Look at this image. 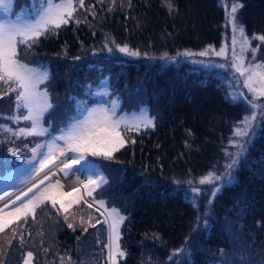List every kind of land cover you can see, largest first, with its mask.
<instances>
[{
	"label": "trees",
	"instance_id": "trees-1",
	"mask_svg": "<svg viewBox=\"0 0 264 264\" xmlns=\"http://www.w3.org/2000/svg\"><path fill=\"white\" fill-rule=\"evenodd\" d=\"M17 1L40 5V0ZM230 1L244 5L238 20L257 49L256 61L264 62V41L253 38L264 35V0ZM84 2L96 15L90 14L93 26L111 35L93 38L87 24L68 23L41 36L31 49L43 61L71 60L90 39L99 45L94 51L106 41L107 50L113 45L115 53L98 48L88 60H77V66L73 61L66 67L65 85L61 80L58 84L75 95L83 82L91 81L92 89L107 83L118 99L129 100L125 105L129 110L154 118L155 127L133 128L132 140L112 159L98 158L108 180L88 196L95 204L105 201L125 217L120 229L125 256L117 257L118 264H264V119L247 157L211 197L219 180L203 185L199 181L209 172L221 176L227 169L234 142L241 141L235 132L249 114L247 103L242 97L232 99L241 92L229 70L167 62L171 55L205 50L211 54L222 47L226 11L221 0H171V10L168 0H111L108 10L105 0ZM125 45L140 55L119 51ZM65 66L59 64V69ZM15 105V93L0 83V152L7 151L14 138L24 137L13 134L18 132L12 119L16 113L10 108ZM24 111L20 109L19 116ZM31 147V143L24 146L25 155L18 160L27 159ZM13 157L7 159L10 167ZM52 212L49 219L57 233L53 246L42 242L35 229L48 219L36 210L35 219L29 216L27 223L21 219L0 233V264H23L29 251L35 257L33 264H46L44 256L57 257L64 242H71L82 264H109L107 244L102 250L92 230L70 231L66 220ZM94 212L104 218L99 210Z\"/></svg>",
	"mask_w": 264,
	"mask_h": 264
},
{
	"label": "snow or ice",
	"instance_id": "snow-or-ice-1",
	"mask_svg": "<svg viewBox=\"0 0 264 264\" xmlns=\"http://www.w3.org/2000/svg\"><path fill=\"white\" fill-rule=\"evenodd\" d=\"M115 3V0H113ZM12 6V0H0V9L10 11ZM167 6L171 10L173 5L171 0H168ZM84 7V0H40V6L37 10V17L30 22H19L21 17H17L16 21L3 20L0 21V83L7 85L10 92L16 93V109H26L27 114L22 116H14L12 119L30 122V127L21 128L18 132H13L11 128L7 131L13 132L14 135L19 136H32V135H45L48 133V129L42 125L43 115L49 109L53 107L47 90H39V85L44 83L49 73L47 70H41L40 68L30 67L27 63H24L20 59V47L24 46L26 49H30L33 45L39 42L41 36H46L49 33H54L57 29L61 28L62 25H67L69 20L74 18V13ZM244 5L238 2H232L230 5V12L228 15V21L231 23L233 30V63L232 66L235 71L244 77L243 86L252 94V98L249 99L247 96H233L232 99L243 98L249 103L253 109H264V104H257L258 100L264 98V63L260 64H248L244 62V52L250 47L249 40L245 35V28L239 23L237 18V12ZM79 23V20L75 21ZM239 33L241 37L240 55L237 56L235 52V45L237 43L235 33ZM260 41H264V35L253 37ZM211 47V46H210ZM111 51V49H109ZM119 51L127 53L129 56H139L140 52L129 49L126 45L120 47ZM214 51V50H213ZM253 53L257 49L251 50ZM217 56L225 55V49L222 48L219 52L215 53ZM185 55L192 56L197 55L196 53L186 52ZM200 56L208 55V50L198 53ZM254 59V57H253ZM223 67V65H221ZM107 95V93H104ZM118 101H112V107H105L100 105L94 107L87 112L82 119L75 120L74 123L70 124L67 129L61 130L59 136H53L51 141L47 144H37L31 149L33 157L41 155V150L47 148V153H43V159L39 162V171L49 168L50 164H55V158L53 152L60 148L57 141H63L64 147L67 152L77 153L79 155L75 157H68L65 151H60V156L64 157L61 160L64 169H72L74 165L78 164L80 160L85 158V154H91L92 156H102L107 159H112L114 153L118 152L125 146L127 141L124 135L121 133V127L125 130L131 131L133 128L139 131L141 127L149 128L155 127L154 118L149 117L147 114H142L133 117L131 121L127 120L126 117L117 116L116 110ZM256 120L255 112L246 116L241 124L244 127H237L235 135L241 137H247L252 130L254 121ZM135 143V141H131ZM238 151L232 155L231 162L227 164L225 176L231 178V170L234 166L238 165L240 158L247 151L246 141H235L234 142ZM13 155L17 152L13 151ZM32 161H30L31 163ZM59 167V165H57ZM50 170V169H49ZM54 174V173H53ZM68 175V172L64 173ZM48 179L47 173L44 178L40 180L39 184H34L28 188V191L23 193V197H28L29 193L32 196L27 199L26 202L22 201L21 196H17L16 200L11 201L13 205L16 201L20 200L22 203L13 208L11 211H5L9 207L8 203L5 202L3 207H0V233L5 232L6 228H10L14 223H18L21 219L27 223V217L31 216L35 219V213L37 208L42 207L47 202H51L53 208L57 204L64 212H68L69 208L79 203L82 199L79 193V189L73 188L70 192H64L60 190L63 186L60 181L57 180L54 185L41 189L40 185L44 184V180ZM223 177L216 175L215 172H209L206 176L202 177L199 181L200 184L213 183L217 180H222ZM107 180L101 174L98 180H94L91 177L87 178V182L83 184V187L87 189V195L92 196L93 191L102 184H106ZM36 189V191H34ZM220 189L216 188L212 192L214 197L216 192ZM194 193H199L200 189L193 188ZM71 198V199H68ZM2 199V197H0ZM67 200V203L65 201ZM99 208H103L104 211L101 215L105 216V223L109 229V244H108V259L111 264H118L117 257H124L125 252L120 246V225L123 224L125 217L120 214L119 209H109L105 201H96ZM92 207L91 204L88 205ZM91 217L89 218V221ZM83 223V221H82ZM100 223V221H97ZM207 224V221H205ZM72 227L71 224L68 225ZM95 226V225H91ZM87 231V229H84ZM21 243H23V236L20 237ZM183 251V249L179 250ZM33 253L27 252L23 264H31Z\"/></svg>",
	"mask_w": 264,
	"mask_h": 264
},
{
	"label": "rangeland",
	"instance_id": "rangeland-1",
	"mask_svg": "<svg viewBox=\"0 0 264 264\" xmlns=\"http://www.w3.org/2000/svg\"><path fill=\"white\" fill-rule=\"evenodd\" d=\"M107 2V6L105 9H110L111 5L113 3L111 0H105ZM56 2H59V0H56ZM225 11H226V21H225V40L223 42L222 47L215 51L214 53H208L210 55L206 56H200V55H183V54H177V55H171L168 56L169 61L167 62H177V63H191L195 64L198 66H203V67H221L223 65V69L229 70L237 83V86L243 94V96L249 97V99L252 98V94L243 86L244 84V77L240 76L239 73L235 71V68L232 66L233 63V44H232V38H233V30L231 23L228 21V15L230 12V5L231 1L230 0H221ZM40 5H36L35 3L31 2L29 4H21L17 0H12V6L10 11L0 9V21L3 20H12L16 21L17 17H21L19 22H30L36 19L37 17V10L39 9ZM85 5L84 2V7L79 8L75 13H74V18L69 20V23H74V24H80L84 23L87 24L89 30H91V33L88 35H93V38H97V35H111V32L106 30V29H101L98 30V27L93 26V19L91 18L90 14L95 18L96 15L94 11H90ZM240 9L237 12V18H238V13ZM79 20V23H76L75 21ZM239 21V20H238ZM240 23V21H239ZM64 26V25H62ZM57 31V30H56ZM55 31V32H56ZM54 32V33H55ZM236 35V40L237 43L235 45V52L236 55H240V46H241V37L239 36V33H235ZM249 40V39H248ZM106 42V41H105ZM103 42L102 45H100V51H107V53H115L114 46H111V51L107 50V45L106 43ZM114 44V43H113ZM250 44V43H249ZM99 46L97 43H94V40L90 39V42H87L82 46L81 49L78 50L79 56L75 57L76 54L74 55L73 59H61L59 60L58 58H51L47 60H40L38 59V56L34 51L30 49L24 48V46L20 47V59L24 62L27 63L30 67L34 68H40L41 70H47L49 73L48 79L39 85V90L44 91L45 89L48 92V95L50 97L51 103L53 107L49 109L47 112L44 113L43 115V120H42V125L44 128L48 129V133L41 136V135H32V136H24L21 140L13 139V145L8 146V150L0 152V197H3L6 193L16 191L21 189L22 187H26L33 179H35L39 174H41L44 171H47L48 169L52 170L51 173L47 174L48 179L44 180V184L40 185V188L43 189L50 184L54 185L57 180L60 181V184L63 186L60 190L64 192H70L72 191L73 188L79 189L80 196L82 199L79 201V203L73 204L68 212H64L63 209L60 208V205L57 204L55 208L51 205V202H47L45 205H43L40 208H37L39 212L43 215L48 217L47 220L40 221L39 224L35 225V229L39 233L42 242H45L48 246H53V238L56 236L57 233H55V227L53 226V223L50 221V213H55L56 215H61L64 220H66L67 226L66 228L69 229L70 231H74L77 228H84L87 230H92L91 236L94 235L96 243L100 245V247H103L102 250H104L103 244H109V229L108 225L104 222L105 216L102 215L104 218L94 212V209L99 210L100 213H103L100 209L94 207L92 205V208L90 207H84L82 203L89 204L87 203V200L85 199L86 196L89 199L87 195V189L83 187V184L87 182V178L91 177L94 180H98L99 176L102 174L106 180H108V175L104 171H102L101 165H100V160L98 158H101L102 156H92L91 154H85V158L83 160H80L78 164L74 165L72 169H64L62 174L65 177H70L73 173L80 171L81 172V179L82 182L81 184L75 183V185H70L67 186L62 177L57 175L56 173L53 174V171L55 170L54 168L56 167L57 164L61 163V160L64 159V157L60 156V151H65L66 155L68 157H75L79 154L77 153H72V152H67L66 148L64 147V142L63 141H57V143L60 145L59 149L54 150L53 156L55 158V164H50L49 168L44 169V171H39L40 168V161L44 158L43 153H47V148L41 150V155H37L34 159L33 153L31 151L30 156L27 159H20L21 155L24 154V146L27 144L31 143L32 148H34L37 144H47L51 141L53 136H59L61 134V130L67 129L70 124L74 123L75 120L77 119H82L83 116L87 114L89 110H91L94 107H98L100 105H103L105 107H112V101H118V106L116 110L117 116H123L126 117L127 120L131 121L133 117L145 114L144 111L139 112L138 110H129L128 107L125 105L129 103V100L126 98L124 101H121L118 99L119 97L117 96V93L113 92V89L110 88L109 84L106 83V85H99L95 87V89H92L88 87V85H91L92 82L88 81L87 83L83 82V87L80 89V91H76V94L69 95L67 91H63L62 89V84L65 85L66 80L69 78V68H66L68 66H71V64L74 61L73 66H77L78 63L76 62L79 60L80 62L85 61L86 59L88 60L89 56H92V54H95L99 49L97 48L96 51H94V48ZM222 48L225 49V55H220L217 56L215 53L219 52ZM255 49L251 45L250 47L244 52V62L245 65L248 64H260L264 62L256 61L257 56L256 52L253 53L251 50ZM212 48V52H213ZM96 55V54H95ZM254 57V59H253ZM58 61H61L62 63H59ZM60 66L66 65L64 69H59V64ZM61 80L62 84H58V82ZM11 94V92L9 91ZM15 93V92H14ZM104 93H107L105 95ZM15 99H16V93H15ZM247 103V102H246ZM257 104H264V98H261V100L257 101ZM248 111L249 114L247 116L252 115L254 112L256 114V120L253 123L252 130L249 133L247 137H244L243 140L241 137L239 139L241 142H247L246 143V149H248L256 139V137L259 135V126L262 123V120L264 119V109H253L252 106L247 103ZM10 108L14 109L13 114L16 116H19V113L16 109V105L11 106ZM9 108V109H10ZM20 112V110H19ZM27 110L23 112L22 115H26ZM22 124H20V129L21 128H28L30 127V122L25 121L21 119ZM17 126L16 130L19 131V123H21L19 120L17 121ZM241 127H244L243 124L240 125ZM121 133L124 135L125 140L127 141L126 144L130 140H132V137L129 135L131 131L125 130L123 127H121ZM19 138L18 136H16ZM11 141V140H10ZM125 144V145H126ZM234 150L232 154L236 153L238 151L236 145H234ZM13 151H16L17 154L13 155ZM4 154V155H3ZM14 156L11 160L13 164L10 165L8 158ZM247 157V151L245 154L240 158V162H242L243 159ZM232 155H230V161L231 162ZM5 160V161H4ZM18 161V162H17ZM30 161H32L30 163ZM239 162V163H240ZM237 166V165H236ZM234 166V168L236 167ZM6 167H9L6 169ZM63 168V164L61 163L60 165V170ZM233 168V169H234ZM231 170V175L232 171ZM226 169L224 172H222L221 177H223L222 180H219L218 185L215 188H218L222 184V182L229 178L225 176ZM68 172V175H65L64 173ZM82 175L85 177L83 178ZM232 177V176H231ZM44 178V177H43ZM40 181L36 184H39ZM103 185V184H102ZM101 185V187H102ZM99 187V188H101ZM99 188L95 189L93 192L97 191ZM214 188V189H215ZM36 191V189H34ZM27 192V191H26ZM25 193V192H24ZM32 196V193H29L28 197H23L22 194V201L26 202L29 197ZM211 197H213L211 195ZM71 199V198H68ZM16 200V199H15ZM22 201L18 200L16 201V204L13 205L11 202H8L9 207L5 209V211H11L13 208L19 206ZM67 203V200L65 201ZM5 204V203H4ZM4 204H1L0 207H3ZM211 205H212V200L207 204V209L205 214H209L211 210ZM111 209V208H110ZM91 217V220L89 221V218ZM83 221V223H82ZM97 221H100V223H97ZM71 224L72 227H69L68 225ZM91 225H95L94 227ZM103 225V227H101ZM122 225H120L121 229ZM105 229V230H104ZM93 237V236H92ZM71 238V235H70ZM46 240V241H45ZM64 242V241H63ZM120 243V241H119ZM63 249L58 253L57 257H48L49 255L44 256L45 263L49 264L54 262L56 260L59 261L60 264H82L81 260L77 259L75 254L72 252V246L71 242H64L63 244ZM121 249L122 245L120 243ZM103 252V251H102ZM109 254V251L107 252V255ZM101 254L99 253L97 255L100 256ZM26 257V256H25ZM25 257H23L25 259ZM96 257V258H97ZM35 257L33 256L31 264H33V259ZM23 259V261H24ZM104 262V260H103ZM109 264H111V261L109 260Z\"/></svg>",
	"mask_w": 264,
	"mask_h": 264
},
{
	"label": "bare ground",
	"instance_id": "bare-ground-1",
	"mask_svg": "<svg viewBox=\"0 0 264 264\" xmlns=\"http://www.w3.org/2000/svg\"><path fill=\"white\" fill-rule=\"evenodd\" d=\"M57 165H59V167H57ZM57 165L54 168L55 170L53 171V173H56L57 175L62 177L64 183L67 186L75 185V183L81 184L82 179H81V172L80 171H77V172L73 173L70 177H65L62 174L61 170H60L61 163H59ZM51 172H52V170L48 169L47 171H44L41 174H39L32 182H30L28 185H26V187H23V188H21L19 190H16V191H12V192L6 193L2 197V199H0V205L4 204L5 202L8 203V202H11V201L15 200L18 195L22 196V194L24 192L28 191L29 187H32L34 184L38 183L41 179H43V177L45 176L46 173L49 174Z\"/></svg>",
	"mask_w": 264,
	"mask_h": 264
},
{
	"label": "water",
	"instance_id": "water-1",
	"mask_svg": "<svg viewBox=\"0 0 264 264\" xmlns=\"http://www.w3.org/2000/svg\"><path fill=\"white\" fill-rule=\"evenodd\" d=\"M33 180H34V179H33ZM33 180H32V181H33ZM32 181H31V182H32ZM22 188H23V187H22ZM85 199L87 200V202H88L89 204H91V205H93L94 207H96V208L100 209L101 211H103L102 208H99L98 205H96L94 202H92L91 200H89V199L87 198V196H86Z\"/></svg>",
	"mask_w": 264,
	"mask_h": 264
}]
</instances>
